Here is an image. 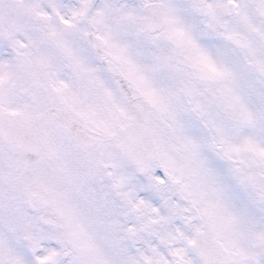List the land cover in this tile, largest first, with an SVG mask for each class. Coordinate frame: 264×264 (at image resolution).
<instances>
[{"label":"snow or ice","instance_id":"1","mask_svg":"<svg viewBox=\"0 0 264 264\" xmlns=\"http://www.w3.org/2000/svg\"><path fill=\"white\" fill-rule=\"evenodd\" d=\"M0 264H264V0H0Z\"/></svg>","mask_w":264,"mask_h":264}]
</instances>
